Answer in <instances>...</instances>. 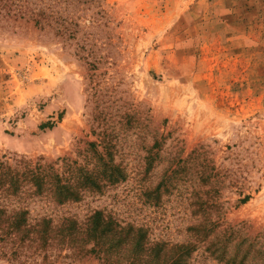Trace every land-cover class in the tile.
Returning a JSON list of instances; mask_svg holds the SVG:
<instances>
[{
  "label": "rangeland",
  "instance_id": "rangeland-1",
  "mask_svg": "<svg viewBox=\"0 0 264 264\" xmlns=\"http://www.w3.org/2000/svg\"><path fill=\"white\" fill-rule=\"evenodd\" d=\"M37 2L0 0V157L101 190L28 199L32 217L103 210L151 243L196 242L195 264H264V0H81L63 36L22 7ZM52 243L0 246V264H103Z\"/></svg>",
  "mask_w": 264,
  "mask_h": 264
},
{
  "label": "trees",
  "instance_id": "trees-1",
  "mask_svg": "<svg viewBox=\"0 0 264 264\" xmlns=\"http://www.w3.org/2000/svg\"><path fill=\"white\" fill-rule=\"evenodd\" d=\"M79 3L81 0H38L33 3L34 8L22 7L32 14L36 26L44 28L43 24L55 22L56 34L63 36L67 32L64 14L69 7H76ZM26 163L23 168H14L0 157V246L11 250L12 255L28 254L35 245L36 249L44 250L57 240L60 246L73 251V255H94L103 264H195L191 260L198 247L196 242L151 243L147 228L122 225L103 210L92 212L84 222L71 215L60 218L58 224L50 214L33 218L28 199L46 198L57 206L77 203L86 190H101V178L95 172L80 173L73 183L51 165L36 164L32 168ZM105 167L104 181L114 184L121 179L123 169L110 164ZM205 230V226L190 228L197 241H202ZM89 244H92L90 248ZM216 249L218 247L213 251Z\"/></svg>",
  "mask_w": 264,
  "mask_h": 264
}]
</instances>
